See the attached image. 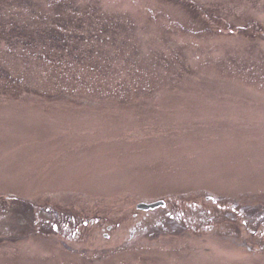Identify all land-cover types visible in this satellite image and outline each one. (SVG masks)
<instances>
[{
	"label": "rangeland",
	"instance_id": "374dc122",
	"mask_svg": "<svg viewBox=\"0 0 264 264\" xmlns=\"http://www.w3.org/2000/svg\"><path fill=\"white\" fill-rule=\"evenodd\" d=\"M0 264H264V0H0Z\"/></svg>",
	"mask_w": 264,
	"mask_h": 264
},
{
	"label": "flooded vegetation",
	"instance_id": "af4514ba",
	"mask_svg": "<svg viewBox=\"0 0 264 264\" xmlns=\"http://www.w3.org/2000/svg\"><path fill=\"white\" fill-rule=\"evenodd\" d=\"M51 214H52V211H51ZM173 218L174 219H181L182 220L181 223H183L185 225V227H186V224L188 223L187 219H186L187 217L186 218H183V217L180 218L178 216H175V217L171 216L170 217V219H173ZM59 219H60V217H59ZM69 219L71 220L70 222H69ZM75 219H76L75 217H67L65 219H60V220H63L62 223L60 222V224H61L60 228L62 230V232H61V236L62 237L65 236V235L68 238L71 237V236H77V239H81L82 238V236H81L82 232L78 233L77 230H85L86 228L87 229H91L92 228V225L90 224L91 223V219L89 220V223H87L86 221L79 222V221H77ZM87 219H89V218H87ZM133 219H134V221H133L134 225H131V227L129 229V232L127 233V237L122 242V244H124V246L129 248V249H134L135 247H137L139 245V230L142 228L141 227L140 217L133 216ZM75 222H77V223H75ZM62 225L64 227H62ZM95 225H96L95 228H103V226L101 224L100 225L95 224ZM51 227H52L53 233L56 234L57 233L56 231L58 229L56 227V225L52 223ZM145 228H147V227H145ZM105 229L107 231H110L112 229V227H111V225H105ZM67 230H70V232H67ZM66 232H67V234H65ZM86 234H87V232L84 233L83 236H85ZM67 235H69V236H67ZM87 236H89V234ZM103 236L107 237V233H103ZM132 247H134V248H132ZM126 254H129V253H126ZM130 256H134L133 259L135 260V252H131Z\"/></svg>",
	"mask_w": 264,
	"mask_h": 264
},
{
	"label": "water",
	"instance_id": "95a60500",
	"mask_svg": "<svg viewBox=\"0 0 264 264\" xmlns=\"http://www.w3.org/2000/svg\"><path fill=\"white\" fill-rule=\"evenodd\" d=\"M163 206H164V202L163 201H155V202H152V203H138V204H136L135 207L137 209L146 211V210H153L155 208L163 207Z\"/></svg>",
	"mask_w": 264,
	"mask_h": 264
},
{
	"label": "bare ground",
	"instance_id": "6f19581e",
	"mask_svg": "<svg viewBox=\"0 0 264 264\" xmlns=\"http://www.w3.org/2000/svg\"><path fill=\"white\" fill-rule=\"evenodd\" d=\"M130 258H134V256H130ZM136 259V258H135Z\"/></svg>",
	"mask_w": 264,
	"mask_h": 264
}]
</instances>
